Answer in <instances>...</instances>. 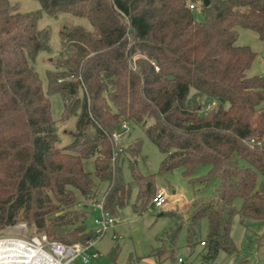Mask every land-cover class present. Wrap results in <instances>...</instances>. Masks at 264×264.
I'll use <instances>...</instances> for the list:
<instances>
[{"label":"trees","instance_id":"1","mask_svg":"<svg viewBox=\"0 0 264 264\" xmlns=\"http://www.w3.org/2000/svg\"><path fill=\"white\" fill-rule=\"evenodd\" d=\"M37 1L41 12L23 13L0 0V232L26 224L49 241H97L77 208H87L99 181H106L104 207L115 217L130 196L123 179L128 159L140 186L135 210L152 205V177L140 176L130 160L140 155L141 143L127 150L110 139L124 123L151 120L146 135L164 155L160 173L181 169L193 182L195 170L208 166L198 181L218 180L215 198L194 199L185 222L180 214L187 245L198 242L206 218L207 238L199 242L205 261L234 252L236 214L264 221V148L257 145L264 141V75H247L257 54L236 44L238 28L264 43V0H208V6L205 0ZM192 3L204 21L195 19ZM42 12L91 25L60 29L46 92L34 67L39 53L51 50L49 29L37 26ZM55 93L63 100L62 120L77 116L64 147L52 118L49 95ZM89 161L93 173L86 170Z\"/></svg>","mask_w":264,"mask_h":264},{"label":"rangeland","instance_id":"2","mask_svg":"<svg viewBox=\"0 0 264 264\" xmlns=\"http://www.w3.org/2000/svg\"><path fill=\"white\" fill-rule=\"evenodd\" d=\"M10 1L18 7L19 12H41V5L37 0ZM193 14L198 22L204 21L200 7L197 6ZM76 25L91 29L89 21L85 18L64 13L58 14L57 17L44 12L41 14L37 26L41 29H49L51 50L39 53L34 67L45 92L48 86L47 73L52 70L51 60L58 56L61 49L60 29L64 26ZM236 44L248 46L257 54L256 60L246 72L247 75H264V43L260 41L258 35L254 31L238 28ZM49 99L52 118L56 122L57 135L60 140L59 146L64 147L71 142L70 132L75 130L77 116L72 115L62 120L64 104L61 95L51 94ZM150 123L151 120L147 121L145 126H141L127 122L128 132L121 137L119 143L127 150L131 145L141 143L140 155L130 160L140 176L152 177L147 188L149 189V184L152 183L153 188L162 191L166 196V204L159 209L149 205L140 211L135 210V205L139 204L137 199L140 186L133 179L128 159L123 166V179L130 188V196L122 207L116 209V226L108 229L105 235L91 245L90 252L97 254V258H91L88 263H84L79 257L71 264H177V259L180 257L183 258L184 264H264V221L242 218L239 214L234 217L231 233L235 245L234 252L221 251L215 260L205 261L207 249L199 242L207 238L208 220L206 218L201 221V230L197 233L198 242L193 246L187 245L185 240L188 234L187 226L178 230L181 226L180 214H183L185 222L188 219V207L194 199L215 198L218 180L210 179L206 183L198 181L201 177L208 175L210 171L208 166H200L195 170L191 177L193 182L184 176L181 169L166 174L160 173L164 155L146 135V129ZM242 166L246 167L247 164L242 162ZM85 167L87 171L93 173L94 164L91 161L87 162ZM262 179V176L258 175V188ZM109 187V182L99 181L96 200H100L108 192ZM77 196L81 200L80 196ZM241 205L242 199L238 198L234 201V206L238 211ZM77 209L80 212H86L84 223L87 231L96 232L98 227L94 221L99 217L100 211L94 210L91 205L87 208L80 205ZM116 235L119 237L116 238ZM173 235H177L174 243L171 241ZM35 238L38 236L26 224H18L0 232V239H19L29 243Z\"/></svg>","mask_w":264,"mask_h":264},{"label":"built area","instance_id":"3","mask_svg":"<svg viewBox=\"0 0 264 264\" xmlns=\"http://www.w3.org/2000/svg\"><path fill=\"white\" fill-rule=\"evenodd\" d=\"M190 8L195 9V4H190ZM127 132L128 126L127 123H124L117 132L112 134V136L110 137L111 142L113 144L120 142L121 137H123ZM257 145L264 148V141H258ZM116 155L117 153L116 151H114L113 161L115 160ZM106 195L107 193L100 200L93 199L87 204L91 205L94 210L100 211L99 217H97L94 221V223L98 227L96 231L98 239L105 235L108 229L114 228L117 224L116 218L105 210L104 203ZM166 202L167 200L165 194L162 191H157L152 199V207L155 209L163 208ZM115 237L118 238L119 236L116 235ZM35 239L39 240L41 248L43 249L45 254L50 255L54 259L56 264H71L79 257L82 258L84 263H88L91 258L98 257L97 254H93L90 252L91 245L95 241L88 244L74 243L68 245L57 241H49L45 235ZM203 244L204 243H202V245ZM177 264H184L183 258H178Z\"/></svg>","mask_w":264,"mask_h":264},{"label":"bare ground","instance_id":"4","mask_svg":"<svg viewBox=\"0 0 264 264\" xmlns=\"http://www.w3.org/2000/svg\"><path fill=\"white\" fill-rule=\"evenodd\" d=\"M0 264H56V262L50 255L45 254L37 239L29 243L19 239H0Z\"/></svg>","mask_w":264,"mask_h":264},{"label":"water","instance_id":"5","mask_svg":"<svg viewBox=\"0 0 264 264\" xmlns=\"http://www.w3.org/2000/svg\"><path fill=\"white\" fill-rule=\"evenodd\" d=\"M204 4H205V6H208L209 5V1L208 0H205L204 1Z\"/></svg>","mask_w":264,"mask_h":264}]
</instances>
